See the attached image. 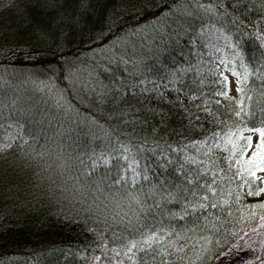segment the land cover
I'll list each match as a JSON object with an SVG mask.
<instances>
[{
  "label": "trees",
  "instance_id": "1",
  "mask_svg": "<svg viewBox=\"0 0 264 264\" xmlns=\"http://www.w3.org/2000/svg\"><path fill=\"white\" fill-rule=\"evenodd\" d=\"M237 51L249 70L264 64V0H0V68L50 62L85 89L68 94L81 117L4 98L0 160L16 139L29 157L71 160L93 191L4 192L14 171L0 163V264H211L264 214V191L254 194L264 183H244L224 159L254 153L239 155L240 135L253 131L231 143L229 132L264 130V68L243 94L224 81L220 61L241 65ZM241 101L244 124L234 115ZM102 154L110 164L93 169ZM137 162L149 179L134 187L129 170L116 183ZM184 171L201 184L215 173L216 191L193 198ZM197 199L207 207L186 211Z\"/></svg>",
  "mask_w": 264,
  "mask_h": 264
},
{
  "label": "rangeland",
  "instance_id": "2",
  "mask_svg": "<svg viewBox=\"0 0 264 264\" xmlns=\"http://www.w3.org/2000/svg\"><path fill=\"white\" fill-rule=\"evenodd\" d=\"M225 62H228L227 67ZM40 63L41 66H39ZM40 63H35L37 64L35 66L19 64L8 70L0 68V110L5 106L2 105L4 98H10L11 102L13 95L16 99L19 98V103L29 107L30 110H57L64 115L83 116L74 108V99L71 102L68 99L70 92L82 96L79 91L85 90L83 85L77 79L75 80L70 71L67 76L59 77V70L53 67V63ZM220 65L229 81L231 94L235 96L238 84L232 69L239 72L241 77L244 70L231 57L221 60ZM90 82L92 85L94 84L93 81ZM9 134L12 133L9 132ZM251 136L255 152V146L260 136L257 131H253ZM12 137L14 138V135ZM20 143L15 139L7 144L8 154L5 152L3 160H0V163L4 161L6 169H9L7 176L12 175L14 171L13 182L5 187L4 192H41V190L44 192H93L91 191V180L85 178L84 175L81 177L79 170L74 167L71 160L62 161L61 158L55 159L51 155L29 157L25 152H18L14 149L17 145L22 146ZM7 155H9L8 158ZM73 174L79 176L74 180ZM65 183H67L66 186ZM263 250L264 214L255 224L239 234L231 244L223 249L211 264H264ZM93 264H99L98 260Z\"/></svg>",
  "mask_w": 264,
  "mask_h": 264
},
{
  "label": "snow or ice",
  "instance_id": "3",
  "mask_svg": "<svg viewBox=\"0 0 264 264\" xmlns=\"http://www.w3.org/2000/svg\"><path fill=\"white\" fill-rule=\"evenodd\" d=\"M203 7V5H202ZM237 58H239V60L241 61V67L245 68L244 74H243V78L241 79V74L239 72H237L234 68L232 69L233 75H235L237 77V91L241 92L243 94L244 89L243 87H240V85H242L247 79L249 75H256L259 74L261 72V69L264 68V64L262 65H257L256 68L254 70H249L244 64H243V55L240 51H237L236 53ZM227 63L225 62V66L227 67ZM232 63H235V61H232ZM224 81H227V77L224 78ZM224 95H227V93L225 92ZM248 100L251 99V97L247 98ZM235 117L237 118V121L239 124H244L249 116V113L247 111L246 108V104L245 101H241L239 102V106L238 109L235 111L234 113ZM247 130V131H258L259 132V136L260 139L257 142V145L255 146V152L253 153V156L247 161H243V160H238L236 159V153H230L228 156H226L224 159L226 160V162H228L229 167H237L238 168V172L237 175L238 176H244V183H248V177H252L254 179H258L261 181V183H264V177H257L256 176V171H264V167H261L260 165L264 164V130H259V129H241V128H237V132L233 133V132H229L228 133V142L231 143V137L234 135H239L242 131ZM216 135H219L218 133ZM240 139L243 141V148L239 149V155L241 157H243L246 153V151L248 149H252L254 146L252 144V137L251 136H247L244 137L242 135H240ZM205 143H208L207 141H205ZM216 147H220L219 144L216 145ZM210 150V149H209ZM175 151V150H173ZM123 159L126 161L128 159L127 156H124ZM257 160L259 161L257 163ZM83 163V161H81ZM111 162V158L105 155H101V157L97 158V159H93L92 160V168L94 169L96 167V165L98 163L103 164V165H108ZM173 163V161L169 160L168 161V165H171ZM186 163H195V161H192L191 158H189V160L185 161L184 163H181L179 165V168L181 170H183L185 168V164ZM202 163V162H201ZM247 165H252L255 164L256 165V170L253 171L252 168L247 167ZM137 167H139V162H137L136 166L134 167L133 165H128L127 169H123L124 173H125V177H121L118 178L116 180V183H120V179L122 178H126L127 177V172L130 170L133 175L130 177L133 186L135 187V185L139 182L140 178L142 177L143 180L147 181L149 179V177L144 174L143 171H137ZM158 167H160L162 169L160 175H164V173L167 171V165L165 164H158ZM215 173H212V180L211 182H207V180H205L204 184L200 183L201 180V174L199 172H197L196 174V178L195 180L189 178V173L187 171H184V177H185V182L192 188L190 195L193 198L197 197V193H196V189H204L207 192H212L214 193L216 191V189L213 187L214 184H216V180H215ZM204 177L208 176V173L205 172L203 173ZM157 179H159L157 177ZM172 187H177V185L172 184ZM250 187V185H249ZM159 188L164 189V181H159ZM260 191H264V188L259 189V191H257L256 195H259ZM249 194H253L251 191H249ZM169 197H171V193H169ZM187 199V197H186ZM203 200H207L208 196L205 194L202 197ZM223 203H227V201H224ZM191 207L193 213L197 210V209H203L206 208L207 205L204 203H200L199 199H197V202L193 203V201L189 200L185 210H188V207ZM213 208L216 207V204H212L211 205ZM260 207H264V205H260Z\"/></svg>",
  "mask_w": 264,
  "mask_h": 264
},
{
  "label": "bare ground",
  "instance_id": "4",
  "mask_svg": "<svg viewBox=\"0 0 264 264\" xmlns=\"http://www.w3.org/2000/svg\"><path fill=\"white\" fill-rule=\"evenodd\" d=\"M27 140H28V141H27ZM27 140H26V139L24 140V141H26V144H25V147H26V148H25V150H29L30 147H31L30 144H29V143H31L30 138L27 137ZM7 154H8V153H7ZM8 157H9V155H7V158H8ZM18 157H19V156H18ZM18 157H17V158H18ZM3 163L6 164L4 161H3Z\"/></svg>",
  "mask_w": 264,
  "mask_h": 264
}]
</instances>
